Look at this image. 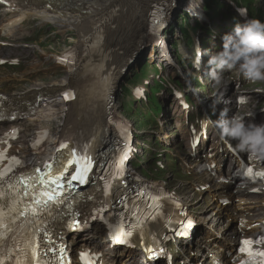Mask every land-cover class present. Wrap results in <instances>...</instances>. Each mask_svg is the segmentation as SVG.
Returning <instances> with one entry per match:
<instances>
[{"label":"bare ground","instance_id":"1","mask_svg":"<svg viewBox=\"0 0 264 264\" xmlns=\"http://www.w3.org/2000/svg\"><path fill=\"white\" fill-rule=\"evenodd\" d=\"M149 1L150 0H70V3L79 2L81 5L85 6V9L89 10V12L87 14L77 13V15H73L70 12L68 14H63L65 10L47 11V16H45L44 12H41L40 18L38 19L41 24L48 23L47 19H49L50 21L54 22L57 27L62 26L60 28H64L62 30L64 32L77 31L94 22H96V25L100 22L98 26H102L101 18L106 14L108 15L105 18L107 22L101 28H89L79 36V39L96 40L97 43L94 48H86L85 41H83L81 45L72 48V55L74 56V63L78 65L77 68H75L74 65H67L64 67L57 65L58 67L64 68L65 82L59 83V81H52L49 86H45V84H37V86L34 85L30 88L26 87V90L22 92H14V96L9 98L8 101L14 103L19 110L17 120L25 124V127L18 131V135H27V133H25L27 124H36L39 127V130L36 132L35 136L32 134V129H30L31 132L27 135V137H29L27 142L19 141L16 146H13L14 143L12 142V152L10 155L13 156L15 160L19 161L18 165L35 164L44 158L50 157L53 155L52 146H56L60 141L78 134L82 138L83 145L91 146V144L95 142L96 144L94 148H102V152L99 154V167L103 166L105 162L108 171L114 167L112 158H114L117 153L114 151V149H112V151L109 153L108 147L109 145L117 142L118 129L112 125L114 124L112 120H108V115L112 114L113 116V114L116 113L117 104L108 107V104L104 102L103 95L114 94L116 89L119 87L120 93L126 96V100L129 103L139 104V102L142 101L137 97V89L128 86L126 89L123 87V84L128 81L124 77L125 68L130 64L131 61L137 63L143 59L142 57H137L140 55L135 54L136 51L133 55H130L129 51L131 46L126 47L125 44H134L132 42L139 38L140 39L137 44L140 42H145L147 39H151V41L154 40L153 42L158 41L159 37L147 35V31L141 26L144 23H147L145 27L149 26V17H151V14H147L146 10ZM229 1L230 0H226L225 3ZM241 2L243 18L239 20L245 23L247 20L251 19L246 18L248 15V4L242 0ZM92 8L94 10H91ZM164 9L171 11L172 7L167 6ZM39 13L40 12L35 11L33 14H29L26 11H21L20 15L22 17L20 18H31L32 15H37ZM128 13L133 14V19L127 17ZM178 13V20L184 25V27H187L189 25L200 24L201 18H205L207 15V8L199 1L190 0L179 9ZM261 15V19L264 21V11ZM68 17L69 19L66 21ZM83 18H85V21L80 24ZM22 20L24 19L18 20L14 17L4 25L15 24ZM125 20H131V23L128 25L129 30L125 29V36H122L121 28L125 26ZM172 25L179 26V24L177 22L174 23L173 20L169 24L168 28H170ZM18 30L19 27L11 28L10 30L7 29L6 32H4V35L6 36V34H8L9 36H13ZM62 31L59 33H62ZM161 31L162 28L158 30V32ZM25 36V34H21V36L19 35L18 37L23 40L27 39ZM170 36L173 39H179L181 38V31L172 30L170 32ZM188 39L191 41L190 38ZM5 43H7L6 45H10L12 42L4 41L1 43V45H4L5 47ZM18 47H25V44H18ZM155 50L157 51L155 47L150 49V58H152L153 61L156 59L155 52L153 53ZM0 52H2V50H0ZM212 54L213 53L211 52L209 56ZM204 64H207V61L204 62ZM130 67L135 69L137 68V65H131ZM237 68L239 67L237 66ZM236 75L238 76L234 78L235 82L242 83L243 85V87L241 86V88H239V91L244 92V90H247L248 93H241V95L228 94L225 92V90L221 89L220 85H216L213 80L207 81L209 77L204 80H198L197 85H202V87H204V95L217 101H223L221 103H224L223 99L225 96H232L235 100L245 97L247 101L251 100V102H254L256 97L264 98V82L250 81V85H248V79L245 78L243 74ZM130 77L132 76H129L128 78ZM3 81L4 78H0V85ZM105 86H107V88H105ZM66 91H73L74 98L65 99L63 94ZM201 92L202 88H200V90L197 92H193L192 96L198 97L201 95ZM148 94L149 93H146L145 95ZM39 97L43 98V100L36 104ZM2 103L5 105L6 101H3ZM26 107H29V109L26 110ZM17 109L15 108V110ZM176 113H180L179 110H177ZM94 114L97 116L92 117ZM78 116H82L81 123L76 120ZM52 120L55 121L56 131L54 133H50L49 129L43 128L47 122ZM147 129L150 132L153 130L152 127H148ZM39 134L48 135L45 142V147L43 148L37 146L35 143V137ZM135 135L139 137L137 131L134 130V135L132 138L133 141H135ZM166 138H170V136H167ZM176 142L180 143L179 140ZM219 142H222L221 139H219ZM217 145L218 144H216V146ZM117 148L119 149L120 147L117 146ZM173 149L176 152L169 150L166 152V154L162 153L160 158L164 156L177 157L179 155L183 156L185 154V152L178 154L176 147H173ZM67 151L68 149L65 151V153ZM110 154L112 158L109 159ZM106 155L108 158L103 159L102 157H105ZM133 157L129 159L130 162H132ZM200 161L201 158L197 156V161L194 163L196 167H199ZM155 173L158 174L159 172L155 171ZM99 174L100 173L97 175ZM135 175V173L130 172L128 174V179L135 180ZM94 180L87 179L88 182L91 181V187L82 186V188L79 189L74 195L75 204L72 213H75L77 217H81L85 223H88V217L91 213L100 207H105V204L101 202V199L105 197L103 196L102 198L104 186L98 185V183L94 185V182H92ZM113 182L116 184L115 189L117 191L116 193H118L117 200L115 201H119V204L122 207L123 203H121V201L125 200L130 195L132 189L128 188V192H126L125 188H123L124 181L120 180L119 178L114 179ZM155 189L158 190L157 188ZM86 199H88V201ZM112 199L114 198H108L107 201L111 202ZM127 202H129V200H126V203ZM204 210L205 209H199L198 213L202 216H206L207 211L205 210V212H203ZM108 216L109 215H107V217ZM107 217L105 218V221L110 220V218ZM57 222L55 224H57ZM62 224L64 225V223ZM56 226L59 227L60 225L57 224ZM79 229L74 231L70 229V227H67L61 231V234L63 235V232H65L69 239H73L74 235H83V231L81 230L79 232ZM85 229L86 227L84 230ZM85 241L86 243H89L90 240L85 239ZM146 243L147 241L144 242V244Z\"/></svg>","mask_w":264,"mask_h":264},{"label":"snow or ice","instance_id":"2","mask_svg":"<svg viewBox=\"0 0 264 264\" xmlns=\"http://www.w3.org/2000/svg\"><path fill=\"white\" fill-rule=\"evenodd\" d=\"M151 17L152 31L158 32L163 27L161 23L162 11L160 9L154 10ZM66 61L67 57L63 58L61 62ZM63 95L65 99L74 98L71 92H66ZM2 99L4 98H0V100ZM3 118L0 115V119ZM123 131L126 132V129ZM67 147L66 143L61 144V148ZM129 150L130 148L126 143L121 162L126 158ZM6 158V151H0V163ZM16 164H19V161L12 158L10 166L0 170V264H6V262H10V264H71L67 259V251L62 245H57L55 248L41 249L37 238L43 232L45 239L50 244L52 243L47 230L48 221L42 219V217L53 216V210H59L61 205H64L68 213L73 216V220L69 225L70 229L75 231L81 227L75 219L76 214L71 212V196L78 186L73 184V181L78 182V184L87 182V177L94 166L91 157L77 156L76 151L72 150L67 165L58 173L53 174L51 164H47L44 172L37 169L33 175H21L14 182L7 183L5 178ZM72 165L76 166V170L70 177L65 179L68 168ZM246 174L253 175V170L247 168ZM121 175L122 168L117 165L113 179L119 178ZM254 175L264 178V172H256ZM5 185L8 189L7 192H5ZM105 187L107 194L111 189V183L106 182ZM6 196L11 198L9 204L4 203ZM136 199L144 200L147 211L141 209L138 205L133 207L132 217L136 220L133 227L142 229L146 226L147 221L163 215L162 205L159 203L161 197L140 191L136 194ZM66 201L67 203H65ZM121 203L127 208L126 199L122 200ZM105 210L101 209L100 211ZM13 213L15 215H12ZM17 221H20L18 228L15 227ZM124 223V217L121 215L116 225H110V235L117 243H128L132 236L131 231H123ZM188 227H191V225H188ZM25 233H28L27 238H25ZM20 239H24L23 246ZM6 241H10L7 251L5 249ZM262 242L264 241L246 240L242 242L243 246L240 250L248 256V259L243 261L242 264H264V251H253L251 247L254 243ZM148 251L151 252V249ZM49 254H51L50 257ZM160 255H162V252ZM14 256L16 257L15 260H13ZM257 257L260 259L257 260ZM151 258L155 259L156 255ZM81 260L83 264H91L92 262V258L87 253H81Z\"/></svg>","mask_w":264,"mask_h":264},{"label":"clouds","instance_id":"3","mask_svg":"<svg viewBox=\"0 0 264 264\" xmlns=\"http://www.w3.org/2000/svg\"><path fill=\"white\" fill-rule=\"evenodd\" d=\"M223 49L212 54L208 63L211 66L209 76L216 85H224L222 75L225 69L239 67L245 78L252 82H264V23L259 19L247 20L237 24L231 33L223 36ZM207 53L199 51V57ZM223 102V101H219ZM227 109L220 113L215 121L221 138L237 141L236 149L248 153L249 158L264 162V125L246 123L244 117L252 112L235 115L226 119Z\"/></svg>","mask_w":264,"mask_h":264},{"label":"rangeland","instance_id":"4","mask_svg":"<svg viewBox=\"0 0 264 264\" xmlns=\"http://www.w3.org/2000/svg\"><path fill=\"white\" fill-rule=\"evenodd\" d=\"M127 17H129L130 19H133L134 16H133V14L128 13ZM130 21L125 20V26H123L121 28V35L122 36H125V29L129 30L128 25L131 23ZM174 23H175V21H174ZM146 25H147V23H144L141 26L147 31L148 27H145ZM57 28H60V27H57ZM180 30H181V34L183 36L184 41L187 43L188 46H190L191 42L188 39L189 37H188V31L186 30V27H180ZM67 32H69V31H67ZM43 35L44 34H41L40 36H38L36 33L35 34L29 33V36H30L29 40L33 41L35 44H39V41L43 38ZM59 36H60L59 38L54 39V41L56 42L57 50H58L57 54H60L59 52H61L62 50H64L68 46L67 43L65 42L67 39V35L60 33ZM177 44H178V41H176L172 45V47L174 49H176ZM53 47H54V45L51 43H47L44 46L42 45L43 50L47 53L50 52ZM13 53H16V52H13ZM36 64H37V66H36ZM5 72H7V71H5ZM17 72H18V74H17V77L15 80H8L7 79V83L3 84V87L9 88V92H13V93L14 92H22V91L26 90L27 88H30L34 85L37 86V84L38 85H44L45 84V86H49L52 81H59V83L65 82V79H64L65 74L62 72V70H60L59 68L54 66V63L50 57H45V58L42 57V55H40V51H39V54H38V52H33V53H29V54L25 55L22 62H21V65L17 68ZM148 74H152L153 76L158 74V71L156 68H154V65H145L143 70L141 71V73L137 72L136 76H137V78H139L140 76L146 77V76H148ZM53 85H55V84H53ZM162 89H164V86H162L161 84H159L158 82L155 81L153 84V87H152V94H151L152 98H150L147 103H144L142 105L143 110H141L139 108L140 106L136 105V104L135 105L132 104L130 106L129 111L133 112L134 116L138 117L139 115L142 114V119L148 121V123H147L143 120L140 123L141 127L148 128V127H150V125L153 126L149 122H151L153 120V115L158 116V115H156V113H157L159 108L161 109L159 100H158L155 92H159ZM202 90H203V88H202ZM187 99L189 100L188 97H187ZM139 104H142V103L139 102ZM96 116L97 115L94 114L92 117H96ZM11 125H17V126H19L20 129L25 127V124L22 122L7 123L4 126V129H8ZM43 128H47L50 130V133H54L56 131L55 121L52 120L50 122H47L43 126ZM152 128H153V130L151 133H146V134L142 135V138H147V141L149 143V148L151 150H156L157 153H159V155H160L161 151L170 148V146H172V147L176 146L174 143H172V145H170L173 137L170 139L162 140V141L159 137L160 131L168 133V134H173L171 132V130L168 127H166V125L164 126V128L158 127V125H156ZM29 129H32V131H33L32 134H34V136H35L36 132L39 130V127L36 124H27V127L25 129V133H27ZM27 135H28V133H27ZM27 135L21 134V137L19 140L27 141L28 140ZM19 140L17 142H19ZM155 140L160 142L159 145H154ZM27 147H29V146H27ZM170 151H172V150H170ZM156 168H157V165L154 164L152 167L153 173L156 170ZM163 175L167 176V173H163ZM171 180H175V178H172ZM183 193H185V190L183 191Z\"/></svg>","mask_w":264,"mask_h":264}]
</instances>
